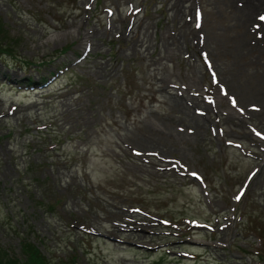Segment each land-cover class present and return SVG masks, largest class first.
Masks as SVG:
<instances>
[{"label": "rangeland", "instance_id": "374dc122", "mask_svg": "<svg viewBox=\"0 0 264 264\" xmlns=\"http://www.w3.org/2000/svg\"><path fill=\"white\" fill-rule=\"evenodd\" d=\"M237 1L0 0V246L264 264V0Z\"/></svg>", "mask_w": 264, "mask_h": 264}, {"label": "trees", "instance_id": "16d2710c", "mask_svg": "<svg viewBox=\"0 0 264 264\" xmlns=\"http://www.w3.org/2000/svg\"><path fill=\"white\" fill-rule=\"evenodd\" d=\"M4 44H7L5 41ZM63 260L52 261L39 246L26 237L20 239V255L0 246V264H66Z\"/></svg>", "mask_w": 264, "mask_h": 264}, {"label": "bare ground", "instance_id": "6f19581e", "mask_svg": "<svg viewBox=\"0 0 264 264\" xmlns=\"http://www.w3.org/2000/svg\"><path fill=\"white\" fill-rule=\"evenodd\" d=\"M236 1H237V0H236ZM252 1H253V0H246L245 2H252ZM233 2H234V1H233ZM237 2H238V1H237ZM242 2H243V0H242ZM263 2H264V1H263ZM235 3H236V2H235ZM235 3H234V4H235ZM243 3H244V2H243ZM236 4H237V3H236ZM236 4H235V5H236ZM248 4H249V3H248ZM252 4H254V3H252ZM260 4H261V2H260ZM237 5H238V4H237ZM238 6H239V5H238ZM238 6H237V7H238ZM241 6H244V4H241ZM247 6H248V5H247ZM259 6H260V5H259ZM262 6H263V5H262ZM237 7H236V9H237ZM256 7H258V6H256ZM175 8H177V7H175ZM240 8H241V7H240ZM245 8H246V7H245ZM245 8H244L243 11H242L243 13H244V12H248V11L245 10ZM249 8H250V7H249ZM251 8H252V7H251ZM246 9H247V8H246ZM177 12L179 13V9H177ZM243 13H242V15H243ZM248 13H249V12H248ZM252 13H253V12H252ZM249 14H250V13H249ZM260 14H261V12H260ZM238 15H239V14H238ZM240 15H241V14H240ZM250 16H251V15H250ZM239 17H241V16H238V19H239ZM246 17H247V16H246ZM248 17H249V16H248ZM249 18H250V17H249ZM254 18H256V17H254ZM245 19H246V18H245ZM247 19H248V18H247ZM252 20H254V19H252ZM245 22H246V21H245ZM254 22H255V21H254ZM263 22H264V21H263ZM255 23H256V22H255ZM257 23H258V22H257ZM263 24H264V23H263ZM241 25H242V24H241ZM239 26H240V25H239ZM258 28H259V27H258ZM263 30H264V29H263ZM263 34H264V33H263ZM244 36H245V35H244ZM233 37H234V36H233ZM235 37H236V36H235ZM235 37H234V38H235ZM240 37H241V36H240ZM86 38H87V37H86ZM236 41H238V40L236 39ZM134 42H135V44H136V43L138 42V40H136V41H134ZM234 44H235V43H234ZM263 47H264V46H263ZM257 49H258V48H257ZM252 50H253V49H252ZM261 52H263V51H261ZM258 57H259V56H258ZM258 60H259V59H258ZM262 77H263V76H262ZM199 80H200V79H199ZM194 99H195V98H194ZM194 99H193V100H194ZM187 105H188V104H187ZM184 107H185V106H184ZM184 107H183V108H184ZM185 108H186V107H185ZM182 110H184V109H182ZM248 111H249V110H248ZM186 112H187V111H186ZM250 112H251V111H250ZM243 114H244V112H243ZM190 116H191V115H190ZM190 119H191V118H190ZM193 120H194V119H193ZM200 126H201V124H200ZM244 133H245V132H244ZM243 135H244V134H243Z\"/></svg>", "mask_w": 264, "mask_h": 264}, {"label": "snow or ice", "instance_id": "6c2138e0", "mask_svg": "<svg viewBox=\"0 0 264 264\" xmlns=\"http://www.w3.org/2000/svg\"><path fill=\"white\" fill-rule=\"evenodd\" d=\"M261 20H264V17H261L260 18ZM234 103H235V101H233ZM193 175H195V174H193ZM237 199H239V197H237Z\"/></svg>", "mask_w": 264, "mask_h": 264}]
</instances>
